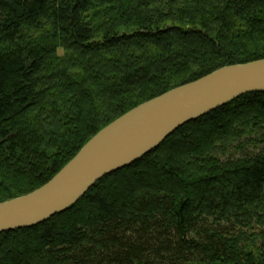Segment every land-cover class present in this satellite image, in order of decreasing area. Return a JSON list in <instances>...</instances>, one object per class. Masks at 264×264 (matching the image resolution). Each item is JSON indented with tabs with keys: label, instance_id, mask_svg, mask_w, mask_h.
<instances>
[{
	"label": "trees",
	"instance_id": "16d2710c",
	"mask_svg": "<svg viewBox=\"0 0 264 264\" xmlns=\"http://www.w3.org/2000/svg\"><path fill=\"white\" fill-rule=\"evenodd\" d=\"M260 59L264 0H0V203L137 106ZM0 264H264V92L1 233Z\"/></svg>",
	"mask_w": 264,
	"mask_h": 264
},
{
	"label": "water",
	"instance_id": "95a60500",
	"mask_svg": "<svg viewBox=\"0 0 264 264\" xmlns=\"http://www.w3.org/2000/svg\"><path fill=\"white\" fill-rule=\"evenodd\" d=\"M253 92H264V59L224 66L137 106L94 135L48 183L0 203V234L64 212L102 177L136 162L184 124Z\"/></svg>",
	"mask_w": 264,
	"mask_h": 264
},
{
	"label": "bare ground",
	"instance_id": "6f19581e",
	"mask_svg": "<svg viewBox=\"0 0 264 264\" xmlns=\"http://www.w3.org/2000/svg\"><path fill=\"white\" fill-rule=\"evenodd\" d=\"M221 68H222V67H221ZM219 69H220V68H219ZM187 84H188V83H187ZM194 120H195V119H194ZM168 137H169V136H168ZM82 148H83V147H82ZM61 170H62V169H61ZM61 170H60V171H61ZM60 171H59V172H60ZM59 172H58V173H59ZM58 173H57V174H58ZM57 174H56V175H57ZM56 175H55V176H56ZM55 176H54V177H55Z\"/></svg>",
	"mask_w": 264,
	"mask_h": 264
},
{
	"label": "rangeland",
	"instance_id": "374dc122",
	"mask_svg": "<svg viewBox=\"0 0 264 264\" xmlns=\"http://www.w3.org/2000/svg\"><path fill=\"white\" fill-rule=\"evenodd\" d=\"M62 52V51H61Z\"/></svg>",
	"mask_w": 264,
	"mask_h": 264
}]
</instances>
